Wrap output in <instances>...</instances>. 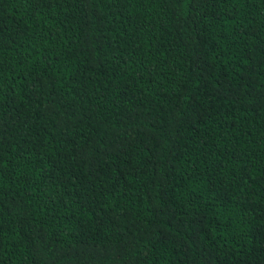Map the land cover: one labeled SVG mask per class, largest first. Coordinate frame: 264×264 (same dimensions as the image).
<instances>
[{
	"label": "trees",
	"instance_id": "obj_1",
	"mask_svg": "<svg viewBox=\"0 0 264 264\" xmlns=\"http://www.w3.org/2000/svg\"><path fill=\"white\" fill-rule=\"evenodd\" d=\"M0 264H264V0H0Z\"/></svg>",
	"mask_w": 264,
	"mask_h": 264
}]
</instances>
